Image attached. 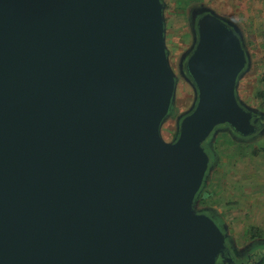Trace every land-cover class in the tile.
<instances>
[{
	"label": "water",
	"instance_id": "1",
	"mask_svg": "<svg viewBox=\"0 0 264 264\" xmlns=\"http://www.w3.org/2000/svg\"><path fill=\"white\" fill-rule=\"evenodd\" d=\"M175 101L162 0H0V264H225L226 234L195 199L203 142L256 129L237 97L247 57L210 12Z\"/></svg>",
	"mask_w": 264,
	"mask_h": 264
},
{
	"label": "rangeland",
	"instance_id": "2",
	"mask_svg": "<svg viewBox=\"0 0 264 264\" xmlns=\"http://www.w3.org/2000/svg\"><path fill=\"white\" fill-rule=\"evenodd\" d=\"M206 1L209 6L217 5L223 15L238 19L255 63L240 81L238 93L248 105L264 112V0ZM165 2L167 47L177 53L191 41L187 21L189 0ZM210 12L218 16L216 11ZM177 59L183 70L177 64L172 65L175 62L172 57L171 65L178 76L177 90L172 109L162 125L163 138L168 142L175 139L180 121L196 103L195 86L184 72L187 56H177ZM223 133L216 131L218 164L204 195L207 203L222 213L236 244L242 246L255 237L252 227H260L263 231L256 236L264 239V133L255 143L237 141Z\"/></svg>",
	"mask_w": 264,
	"mask_h": 264
},
{
	"label": "flooded vegetation",
	"instance_id": "3",
	"mask_svg": "<svg viewBox=\"0 0 264 264\" xmlns=\"http://www.w3.org/2000/svg\"><path fill=\"white\" fill-rule=\"evenodd\" d=\"M164 3V12L166 10V2L165 0H162ZM209 2L206 0H189V3L187 5V21H188V31L191 38L190 44L183 50L179 51L177 53H172L170 49H168V55L171 62L172 57L174 58L175 62L172 63V65L175 66L177 64V56L185 55L187 56L186 63L184 64L185 70L184 72L188 76L189 79H191L192 84H194L192 78L190 77L188 70H187V60L192 55L197 42L199 38L198 34V22L201 17L209 13L210 9L211 11H216L219 18L223 20L241 39V42L243 44V47L245 49L246 57H247V64L241 73V76L238 80V87L240 81L243 79L244 75H246V72H248L250 69H252L254 63L253 59V51L249 48L247 43V38L245 36V33L241 27V25L238 22V19H233L231 16L223 15L222 12H220V9L217 7V5H207ZM209 6V7H208ZM218 9V10H217ZM165 21H166V15H165ZM166 34H167V27H166ZM167 38V37H166ZM177 66L181 68L180 62L177 64ZM173 67V66H172ZM174 69V68H173ZM183 70V69H182ZM176 73V71H175ZM177 76V73H176ZM178 81V76H177ZM237 88V97L240 103L243 105V107L253 113V117L251 120L252 125L256 129L255 132H252L249 135H242L238 132H236L231 125L225 123L217 126L215 128L216 131H222L223 134H227L228 136L232 137L233 139L237 141H253L255 143L258 136L262 135L264 133V112L248 105L245 101L242 100V98L239 96ZM214 135V131L211 133V135L203 142V146L206 150V152L209 155V168L206 174V177L204 179V182L201 186L200 191L198 192L196 199H195V208L197 212L204 213L209 216H211L214 221L218 224V226L222 229V231L226 234V245H227V253L230 257H232V262L226 261L225 264H264V239L262 237H253L246 243H244L242 246H238L235 242V239L230 235L229 229H227V225L223 221L222 217L215 211V209L210 206L207 203V198L204 195L206 189L209 186L210 179L212 178V174L216 168V165L218 164V151L216 149V134Z\"/></svg>",
	"mask_w": 264,
	"mask_h": 264
},
{
	"label": "trees",
	"instance_id": "4",
	"mask_svg": "<svg viewBox=\"0 0 264 264\" xmlns=\"http://www.w3.org/2000/svg\"><path fill=\"white\" fill-rule=\"evenodd\" d=\"M262 96H264V93L262 94ZM177 135H178V131L175 134V138L177 137ZM199 194H198V196H199ZM251 232H252V236H256V235H259L260 236V234H261L260 231H258L257 228H252L251 229Z\"/></svg>",
	"mask_w": 264,
	"mask_h": 264
},
{
	"label": "crops",
	"instance_id": "5",
	"mask_svg": "<svg viewBox=\"0 0 264 264\" xmlns=\"http://www.w3.org/2000/svg\"><path fill=\"white\" fill-rule=\"evenodd\" d=\"M219 213V212H218ZM220 215H221V217H222V219H223V221L225 222V224L227 225V223H226V221H225V219L223 218V216H222V213H219ZM253 228V227H252ZM255 228H257L258 229V227H255ZM227 229H229V227H228V225H227ZM261 228L259 227V229H258V231H263L262 229L260 230ZM229 233H230V230H229ZM262 233V232H261ZM231 235V234H230ZM232 236V235H231ZM257 236H259V235H257ZM257 236H255V237H257ZM233 237V236H232Z\"/></svg>",
	"mask_w": 264,
	"mask_h": 264
}]
</instances>
